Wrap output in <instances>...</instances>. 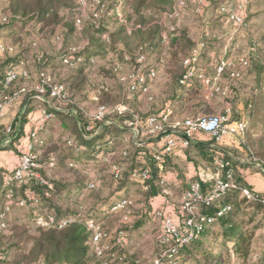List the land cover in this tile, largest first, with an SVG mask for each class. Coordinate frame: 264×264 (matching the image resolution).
Listing matches in <instances>:
<instances>
[{"label": "trees", "instance_id": "16d2710c", "mask_svg": "<svg viewBox=\"0 0 264 264\" xmlns=\"http://www.w3.org/2000/svg\"><path fill=\"white\" fill-rule=\"evenodd\" d=\"M96 1V4L91 1L92 11L79 28L78 0H0V45L4 47L0 56V80L12 67L21 64L27 72V77L18 76L8 86H0V99L13 98L10 107L19 103L17 117H22L19 126H16L17 129H13L11 133L5 132L6 128H3L5 126L1 124L0 119V140L6 135H10L13 140L21 136L28 113L27 108L23 109V103L27 97H35L20 94V91L34 87L40 81L41 74L50 76L52 84L63 85L69 100L63 103L66 106L64 110L49 109L60 125L58 131H61L55 134L52 127H45L50 134L39 133V136L31 141L32 153L36 154V163L40 166L36 172L51 184V188L35 179L22 183L12 180L5 185V179L12 177L14 171L6 173L0 170V264H142L140 252H132L135 248L132 239L137 237L136 246L139 247L138 243L144 237L150 239L155 224H158L154 239V245L159 252L158 258L169 247L174 249L170 257L163 260L160 258L162 264H175L181 258L184 260L183 253L186 249L197 246L209 237L214 240L221 238L223 243H231L234 255L247 257L252 231L244 229V225L253 223L259 215L264 217V205L249 202L242 197L243 202L248 203L253 211L248 215H239L241 209L235 212L234 205L229 202L234 196L240 197L237 190L224 192L208 205L201 202L193 205L196 216L213 218V222L192 240L181 246H175L173 240L162 242L161 219L164 216L172 217L178 232L184 233L188 213L180 211V218H174L172 211L175 207L172 205V199L185 197L194 183L199 185L201 195L213 189L216 179L227 181L228 178L235 185L253 192L239 171L242 167L251 169L252 165L237 161L236 156L230 154L231 150L222 146L227 136L220 145L208 136L209 140L192 143L193 140L197 141V135L184 151L175 150L160 154L162 147L158 148L157 145L161 143L162 138L147 134L149 138L139 142L141 131L135 137V133L125 126L134 117H139L143 126L141 129L145 130L147 119L158 117L161 111L166 110L165 104L177 98L174 111L168 117L169 123L174 122L175 116L182 113L189 104H195V110H201L203 114H213L207 100L214 96L206 97L199 81L194 80L185 86H182L180 81L186 72L184 60L191 57L199 43L206 44L199 54L195 66L196 73L214 78L216 65L213 75L197 67L201 60L210 59L205 54L212 46H216L218 50L214 55L216 64L220 59L232 63L220 78L230 79V74L239 71L237 67H242L239 61L233 63L227 58L228 43L232 40L233 32L228 35L229 32L224 31L225 17L217 13V10L227 5L230 0H206V4L200 5L205 8L209 2L208 10L203 9L206 12L202 15L213 14L216 24L215 27L208 24L207 29L201 31L198 43L190 37L187 30L176 27L177 18H171L167 22L166 19L162 20L165 13L171 12L172 0ZM116 9L121 11L122 19L115 14ZM183 17L184 15L180 16ZM171 27L175 28L173 37H170L169 33ZM164 34L168 35L166 45L176 46L177 49L171 53L168 66L164 69L163 78L169 79L164 84L167 90L156 96L151 91V85L157 78V67L152 66L149 55L156 49L161 50L165 45L162 43ZM43 39L53 46L60 47L57 58L51 57L41 48L40 41ZM222 45H226L224 51ZM259 50L261 49L256 50L254 54L255 60L251 67V74L254 75L253 85L243 102V110L248 119L247 126L243 134L232 136L239 140V146L251 159L255 157L251 147L256 144L261 146L264 142V50L262 49V53ZM29 54L38 69L35 83L28 67ZM139 56H143L141 62H138ZM67 58L72 66L63 63ZM243 60L247 62L244 67L247 69L250 62L245 58ZM141 66L144 67V73L149 70L156 73L154 79L146 80L149 90L142 93L123 89L119 83L120 78L136 72ZM92 93L98 97L96 106L112 107L123 104L127 108L126 114L108 116L104 122L94 123L79 108ZM43 97L45 101L42 105L45 107L52 105L51 102H58L49 98L48 91ZM190 109L192 108L186 109L185 115H192ZM239 119L232 123L244 122ZM258 132L262 137L255 139L253 136ZM12 149V145L8 144L1 150ZM183 152L191 154L188 160L195 167L203 166L212 170L217 175L214 181L205 182L199 177L181 178V186L171 189L164 175L167 172L179 171L174 161ZM159 154L160 159L156 160L155 156ZM260 156L256 155L257 158ZM104 158H108V162L104 161ZM262 158L259 172L264 176V155ZM216 161H221L225 166L220 168ZM112 166L119 168L118 176L112 172ZM144 170L150 175V179L145 182L147 188L136 182L133 177L134 172L140 173ZM48 171L54 177L53 180H50ZM4 175L7 177L2 180ZM162 178L166 179L169 195H164L159 186ZM90 185L93 187L89 188ZM132 187L135 188V198L124 197L131 201V205L118 212L111 211L118 201L113 199L115 194L119 191L128 192ZM27 195L33 199L20 206L21 200L26 199ZM157 196L165 198L167 206L173 207L172 211L164 209L153 213L150 202ZM224 206H230L231 210L217 216V211ZM39 216H53L56 219L73 217L75 222L62 229H46L35 225V219ZM88 219L97 221L102 232L113 236L109 241L108 251L101 257L95 256L91 249L90 233L84 225ZM262 224L263 222L254 228L263 226ZM115 225L119 228L115 231L108 230ZM118 231L124 233L122 244L116 243ZM140 246H143L142 249L148 247L143 243ZM202 255L205 260L220 263L219 255L207 254L206 251H203Z\"/></svg>", "mask_w": 264, "mask_h": 264}, {"label": "built area", "instance_id": "2783aa9c", "mask_svg": "<svg viewBox=\"0 0 264 264\" xmlns=\"http://www.w3.org/2000/svg\"><path fill=\"white\" fill-rule=\"evenodd\" d=\"M198 6L206 4V0H190ZM173 3V13L172 16L179 17L182 9H184L187 0H172ZM245 10H246V0H230L227 5L221 6L217 13L225 18V27L232 30L233 33L237 32L244 25L245 21ZM115 14L119 19H122V13L119 9H116ZM175 28H169L170 37L174 36ZM209 36V34H207ZM168 40V35L164 34L162 36V43H166ZM206 43H199L197 48L194 50L191 57L187 58L183 62V66L186 68V72L180 81L182 86L187 85L192 80H197L202 84L204 93L206 97H213L218 93L225 94V90H222L217 84L221 75L225 72L227 68L231 66V62L227 60L220 59L216 64V73L214 78L205 77L203 73H196L195 66L197 65L198 57L201 50L204 48ZM4 51L3 45H0V56ZM143 60V56H139L138 62ZM242 67H246L247 62L243 59L239 60ZM63 63L65 65L72 66L70 59H64ZM18 76L27 77V72L23 68V64L17 67H12L5 75V77L0 80V86H8L13 80ZM156 73L154 70H149L148 73H144V67L141 66L136 72L130 73L126 76L120 78V82L133 92L145 93L149 90V86H146L147 79H154ZM240 72H232L230 78H238ZM48 91L49 98L57 100L60 103L69 102L66 89L63 85L52 84L51 78L48 75L41 74L40 81L31 88H23L20 94H28L35 97L41 104L44 102L43 95ZM93 101L97 102L98 97L94 95L92 97ZM13 102V98L4 97L0 99V119L4 115V111L7 107H10ZM127 108L123 104H117L112 107L97 106L96 110L89 114L90 119L94 123H101L106 120L108 116H122L126 114ZM230 109H225L222 113L205 116V117H189L181 122L174 121L169 123L168 117L172 114L170 109H166L164 112L160 113L158 117H151L147 119L145 130L141 129L142 123L139 117H134L132 121L127 122L129 126L134 127L133 132L135 137L138 136L139 131L143 134L155 135L161 134L159 139H161L162 151L160 154H166L174 152L175 150L184 151L187 149L191 141L197 135H206L211 140H213L217 145L222 144L226 136H239L244 133L246 129L245 122L231 123L229 121ZM53 118L52 114L45 108L42 107L39 110V116L36 122L40 125H44ZM29 122H33L32 117L27 118ZM37 137V131L31 134V139ZM70 144V142H69ZM33 143H29L27 146V152L22 155L20 159L19 166L14 170L12 177H7L5 179V185H8L12 180L19 183L27 182L28 180L35 179L39 183L51 188L45 180L36 172L40 166L36 163V154L32 153ZM160 154L155 156L156 160L160 159ZM108 158H104V161L108 162ZM216 164L223 168L225 165L221 161H216ZM52 166V164H50ZM112 172L118 176L119 168L112 166ZM134 180L140 183L144 188L145 182L150 179L149 172L144 170L140 173H133ZM264 184V177L262 178ZM159 186L162 188L164 195H169L167 189L166 179L162 178L159 181ZM90 185L89 188H92ZM228 190H237L241 197L246 198L249 202H259L264 205V192L263 195L249 191L244 187L235 185L229 178L227 181L216 179L215 185L212 190L208 191L206 194L201 195L199 193V185L194 183L191 186L190 193L186 194L182 198L181 210L188 213V218L186 219V226L184 233L180 234L177 227L172 221V217L164 216L161 219V229H162V242L168 243L173 240L175 246H181L192 240L196 234L202 231L206 226H209L213 222V218H205L196 216V210L193 206L195 203H205L208 205L214 200H217L224 192ZM10 193V192H9ZM10 195V194H9ZM32 196H26V199L21 200L20 206H24L26 201H31ZM131 205L129 199L121 198L119 199L111 208V211L118 212ZM231 210L230 206H224L217 211V216H222ZM197 217V219H196ZM126 219V218H124ZM75 222L73 217H67L63 219H56L53 216H39L35 219V225L46 228V229H62L68 225ZM86 230L90 233V246L97 257H101L109 249V241L113 237L111 234L102 232L100 225L94 219H88L84 223ZM124 233L123 231H118L115 237L117 244H122ZM174 249L169 247L163 254L162 258H168L173 253ZM160 260H157L154 264H160ZM106 264V263H104Z\"/></svg>", "mask_w": 264, "mask_h": 264}, {"label": "rangeland", "instance_id": "374dc122", "mask_svg": "<svg viewBox=\"0 0 264 264\" xmlns=\"http://www.w3.org/2000/svg\"><path fill=\"white\" fill-rule=\"evenodd\" d=\"M91 1L92 0H78L77 8L79 11V16L77 18L80 20H77V25L79 28L83 20L85 21L86 19H88V13L92 11L93 5H91ZM221 1L224 2L226 0H221ZM96 3L97 1L93 0L92 4H96ZM206 6L207 7L205 8L208 10L210 6L209 2L207 3ZM205 8H203L202 6H198L197 4L193 3L190 0H187V3L184 9H182L179 17H174L172 16V13H173V3H172L171 12L165 13L162 20L165 21L166 19V22H167L171 18H174V19L177 18V21H175L176 27L180 30L185 29L190 35H192V33H194L195 30H201V29L195 25H191V27H188L187 21L183 20V18H180V16L181 15L183 16L186 14L188 15L192 14L194 16H199L206 12L204 11ZM245 15H246L245 16L246 23L237 32L233 33L232 40L228 43L229 48L227 50V58L233 61V63H238V61L243 58L248 59V61L250 62V66L247 69H244L242 67L241 68L237 67L238 68L237 70H239L237 72H241L238 78H230V79H227V81L222 80L221 84L219 80L217 81V84L220 86V88L222 90H225L226 92L225 94L218 93L216 94V96H214V98L208 101L209 102L208 106L212 110L213 114H210V115L203 114L201 110H197V111L195 110L196 109V107L194 106L195 104H189L185 106L184 111L182 113H179V115L175 116V119H176L175 121L181 122L182 120L189 118V116L190 117L192 116L205 117V116L216 115V114L222 113L225 109L229 108L230 109L229 113L231 116L230 122L231 123L236 122L240 118L239 120L244 121L247 126L248 119H247L246 113L243 110V102L248 97L250 93V88L253 85L252 81L254 79V75L251 74V71L253 69L251 67L253 66L252 63L255 60L254 54L257 52L256 50L258 49H261L259 50L261 53H262V49L264 50V0H246ZM196 21L198 22V20ZM225 30L229 32L228 35L232 33V30L228 27H225ZM192 39L196 41V39L194 38ZM51 45L52 44L46 41V39L45 40L43 39L42 41H40L41 48L44 51L48 52V54L51 57L57 58L59 55L60 47L58 45L56 46H53V45L51 46ZM225 49H226V45H224V47L222 45V51H224ZM27 61H28V67H29L30 73H32L31 76L34 79L33 81L35 83L36 81L35 77H37L38 75V69L36 68V63H34V60L32 56H30V54L28 55ZM194 80H192L191 82H194ZM196 81L197 80H195V82ZM119 83L121 82L119 81ZM153 83L151 85V91L157 93L160 96V92L165 91L166 86L164 84L163 85L161 84L153 85ZM122 86H123V89H126L125 85L122 84ZM152 86H153V90H152ZM203 92H204V89H203ZM93 96H94V93H92V95H89V97L86 98V100L79 105V108H81L82 111H84L85 113L84 115H86L88 118H89V114L93 113L97 107L96 106L97 102L93 101L92 99ZM51 104L59 110H62V109L64 110L66 108L65 104L63 103L51 102ZM187 108H192L189 110V112H191L192 115H185ZM17 109L19 110V108H17L16 106L12 112H16ZM241 112L243 113L242 115H241ZM5 115H6V112L1 118V120L4 119ZM10 120L11 121L9 122L11 124L13 123L14 125L15 122L14 121L12 122V119ZM13 125H6L5 132L11 133L13 131ZM125 126L128 127L133 132L134 127L129 126V124H126ZM141 135L142 137L139 138L141 139V140H138L139 142H144L146 139L149 138L147 134L143 133ZM160 135L161 134L155 133L153 137H159ZM253 137H255V139L256 138L259 139L262 136L260 135V132H258ZM16 145H17V141H16ZM252 147H251V150L254 153L253 155L255 156L252 159L242 149H241V155L236 153V151L234 152V149H228V150L229 151L231 150L230 154H233L234 156L238 155L237 157H240L242 161H245L247 164L252 165L251 166L252 168L249 170V173L251 175L257 173L259 174L256 176L257 178H263L264 176L262 175V173L259 172V170L261 167L260 161L263 159L262 156L264 155V154L262 155V153H264V142L261 143V146L256 144L255 146H252ZM256 155L257 156L261 155V156L257 158ZM202 170L204 171L202 173L203 179L206 181L212 182L214 178V174H211V173H214V172L212 170H211V173L207 172L206 168L204 167H202ZM47 174L50 180L51 179L53 180L54 177H52L49 171L47 172ZM45 182L47 181L45 180ZM47 183L48 185H51L49 182ZM261 186L263 189V186H264L263 181L258 182V184L253 185L252 191L254 193L263 195L264 191H261ZM180 200L179 198L172 199V205H174L175 207V210H173L172 213H173L174 218L176 219L180 218V211H182L180 209L182 201L180 203L179 202ZM229 202L234 205L235 212L237 211V209H241V211L239 212V215H242V216L243 214L248 215L249 213H252L253 211V209H250L251 206L248 203L243 202L241 196L240 197L234 196L232 200H230ZM263 219L264 217L259 215L255 218L253 223L251 224L248 223L244 225V229L248 231H252L250 252L247 257L243 258V257H238L234 255L231 250V243L229 242L223 243L221 238H217L214 240L209 237V238H205L204 241L202 240V242L200 244L198 243L197 246H194V247L190 246L189 249H186V251L183 253L185 254L184 260L183 258H181L175 264H215L214 263L215 261L204 259L202 255L203 251H206L207 254L211 253V255H219V258H220L218 261L220 262L219 264H264V221ZM262 222H263L262 224L263 226L254 228L256 225L258 226V224ZM154 226L155 227H153L154 229L152 230L150 234L151 240L146 239L144 237L143 240L140 243H138L139 247H137L136 246L137 237L132 239V241H134L133 245L135 247L134 250H132V252L136 250L140 252V259L142 261V264H154L157 260H160L159 263L162 264V261L160 259L162 256L158 258L159 252H157V249L154 245L155 235L158 231V224H155ZM31 227H34V226H31ZM118 228L119 226L115 225L113 228H108V230L115 231ZM142 243L144 246L148 245V247L146 249H142L141 247L143 246H140V244ZM150 244H152V246H150ZM154 247H155V250H154ZM164 258H162V260ZM37 264H43V263H37Z\"/></svg>", "mask_w": 264, "mask_h": 264}, {"label": "crops", "instance_id": "0c3cea01", "mask_svg": "<svg viewBox=\"0 0 264 264\" xmlns=\"http://www.w3.org/2000/svg\"><path fill=\"white\" fill-rule=\"evenodd\" d=\"M183 20L187 21V25L188 27H191V25H195L198 26L201 30H195L194 33H192V35H190V37L196 39V43H198V39L201 37V31L204 29H207V25H214L215 27V20L216 17L213 14H205V15H199V16H194V15H184ZM198 20V22L196 21ZM226 31V30H224ZM196 33V34H195ZM209 33V32H207ZM195 34V35H193ZM216 34V33H214ZM165 45L162 46L161 50H154L150 55H149V59L152 63V66L157 67V79L154 81V84H165L169 79L167 78H163L164 76V69L166 66H168V63L170 61V55L173 51H175L177 49L176 46H170V45H166V43H163ZM218 52L216 46H212L211 48H209L207 50V53L205 54L206 57H209V60H201L200 63L198 64L197 67H200L201 71H207L209 74H214V67L216 65V60H215V53ZM227 81V79L225 77H222L219 79V82L221 84V81ZM152 90H153V86H152ZM153 92V91H152ZM156 96H159L157 93L153 92ZM180 93L182 94L183 92L180 91ZM177 99H175L172 102H168V104L166 105V109H170L171 111H174V107L177 103ZM209 101V100H207ZM209 104V102L207 103ZM164 105V106H165ZM17 108H19V103L16 105ZM16 106L13 107H7L4 111V114L6 112V115L4 117L3 120H1V124L6 126V125H13V123L11 124L9 121H11L10 119H12V122L14 121V125L15 127H13V129H17L16 126H19L18 124H20L21 122V118H18V109L16 112H12ZM45 107L43 106L38 100H36L35 98H29L27 97L23 103V109L27 108L28 109V113L26 115L25 118V122L22 126V133L21 136L19 137V139L17 140H13V138L10 135H6L3 136V138H1L0 140V170L5 171L6 173H11L12 171H14L20 164V159L22 157V155H24L27 152V146L29 145V143H31L32 139H31V134L35 131H37V135H48L50 134V131L47 130V128L45 127H52L54 130V133L57 134L59 133L61 130L58 131V127H60L59 123H57L56 118H53L48 121L47 123H45L44 125H40L37 121L38 116H39V110L40 108ZM49 112H50V108L52 110L55 111H60L59 109H57L56 107H54L53 105H49L47 107H45ZM162 112V111H161ZM160 112V113H161ZM242 113V112H241ZM243 114V113H242ZM11 116V117H10ZM28 117H32L33 118V122H29L28 121ZM17 118L19 120V122H17ZM54 119V120H53ZM17 122V123H16ZM9 123V124H8ZM6 128V127H3ZM10 138V139H9ZM197 141L193 140L192 143H199L201 140H209V138L206 135H199L198 137H196ZM16 141H17V145H16ZM202 142V141H201ZM8 144H11L13 149L12 150H1L3 149V147L7 146ZM222 146L224 148L228 149H234L236 151V153L241 155V147L239 146V140L235 137L232 136H227V138L225 139L224 145L222 144ZM149 147H152L151 145H149ZM157 147H161V143H159L157 145ZM15 149V150H14ZM187 154V155H186ZM188 156H191V154L189 153H181L177 156V159L174 161V164L178 167L179 171H171V172H167L164 176L168 181V184L170 185L171 189H176L179 188L181 186V182L182 179H188V178H192V177H199V179H201L202 181L205 182H209L203 179L202 177V173L204 172L202 170L203 166H198L195 167L189 160H188ZM238 155H236V160L242 163L247 164L245 161H242L240 159V157H237ZM198 159V158H195ZM191 165V166H190ZM207 172L211 173L210 169H206ZM250 168H239L240 173L244 176V180L247 184H249L251 187L255 184H258V182L262 181V178H257L256 176L259 175L257 173L251 175L249 173ZM206 172V171H205ZM206 172V173H207ZM214 174V178L213 181L215 179V177L217 176L215 173H211ZM7 176L4 175L3 179L4 180ZM261 191H264V186L262 189L261 186ZM135 188H130L128 192L125 191H119L115 194V197L113 199L119 200L121 198L124 197H129V198H135ZM174 198H179V197H174ZM181 198H179L180 200ZM181 203V200L179 201ZM151 205V210L154 213L155 211H160V210H167V211H172V207L167 206V202L165 200V198L157 196L155 198H153L150 202ZM105 209V207H104ZM147 226H145L146 228ZM134 242V241H133ZM132 242V243H133Z\"/></svg>", "mask_w": 264, "mask_h": 264}]
</instances>
